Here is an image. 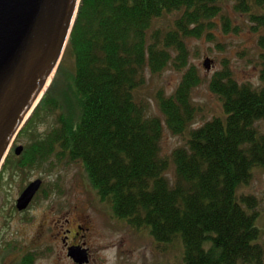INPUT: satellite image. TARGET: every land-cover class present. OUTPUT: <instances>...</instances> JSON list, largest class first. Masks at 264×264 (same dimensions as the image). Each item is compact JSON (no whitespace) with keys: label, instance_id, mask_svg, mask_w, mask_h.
I'll return each mask as SVG.
<instances>
[{"label":"trees","instance_id":"trees-1","mask_svg":"<svg viewBox=\"0 0 264 264\" xmlns=\"http://www.w3.org/2000/svg\"><path fill=\"white\" fill-rule=\"evenodd\" d=\"M228 1L264 24V0H81L65 49L74 66L61 60L17 136L30 141L10 169L79 162L116 217L148 227L158 242L180 234L183 264H264L258 198L239 193L253 168L264 166V129L257 123L264 120V63L255 85L239 81L223 59L208 81L223 113L193 126L201 109L193 92L205 78L190 61V41L210 37L218 14L228 24ZM167 14L173 21L157 24ZM167 68L181 77L172 92L156 93L163 120L147 114L136 92L149 72ZM165 124L173 134L188 131L170 155L161 153ZM171 163L174 177L166 173ZM36 257L28 251L15 264H35Z\"/></svg>","mask_w":264,"mask_h":264},{"label":"rangeland","instance_id":"rangeland-1","mask_svg":"<svg viewBox=\"0 0 264 264\" xmlns=\"http://www.w3.org/2000/svg\"><path fill=\"white\" fill-rule=\"evenodd\" d=\"M224 6L223 14L228 24H223L224 17L218 14L214 17L215 24L210 29V37L203 34L190 41V61L199 65L205 78L193 92L194 100L201 105L193 126L223 113L220 99L208 85L211 74L222 65L223 59L228 60L239 81L255 85L259 83V72L264 63V44L260 43L264 24H259L248 12L237 10L232 1L224 3ZM256 10L254 8L253 11ZM173 19V14H167L156 22L168 26ZM64 53L62 63L71 70L74 57L70 52ZM206 56L213 60L210 69H206L202 63ZM180 77L181 72L174 68L147 74L146 82L138 88L136 95L147 101L148 115H157L164 120L156 93L159 90L172 92ZM51 121L49 118L40 123L39 130L47 129ZM257 123L264 129V120ZM187 135L188 131L173 134L165 124L161 153L170 155L175 147L185 142ZM29 141L27 135H20L15 144L25 146ZM14 147L11 149L13 154ZM11 152L8 166L0 173V264H15L28 251L37 252L35 264H75L67 254L61 235L62 229L66 227L74 230L79 215L85 217L80 222L86 225L88 221L90 227L87 241L92 248V258L85 264H183L180 234L170 242H158L148 227L136 228L116 217L110 202L101 201L79 162H56L51 169L12 171L10 164L21 153L12 155ZM174 171V164L171 163L166 173L174 177ZM35 178L42 179L40 189L26 209L18 210L16 200L19 194ZM239 193H251L258 198L256 223L261 230L258 240L262 241L264 166L253 168L252 179L239 188ZM66 218H70L68 223Z\"/></svg>","mask_w":264,"mask_h":264},{"label":"water","instance_id":"water-1","mask_svg":"<svg viewBox=\"0 0 264 264\" xmlns=\"http://www.w3.org/2000/svg\"><path fill=\"white\" fill-rule=\"evenodd\" d=\"M81 0H0V169L17 136L47 90L65 52ZM206 56L203 65L210 69ZM42 185L31 180L16 200L26 209ZM78 264L89 262L88 247L70 245Z\"/></svg>","mask_w":264,"mask_h":264},{"label":"flooded vegetation","instance_id":"flooded-vegetation-1","mask_svg":"<svg viewBox=\"0 0 264 264\" xmlns=\"http://www.w3.org/2000/svg\"><path fill=\"white\" fill-rule=\"evenodd\" d=\"M100 197V196H99ZM101 201H105L102 200ZM85 217L84 216H78L77 217V221L74 223V230L71 227H66L64 229H62V235H61V241L64 244V247L67 248L70 245H83L85 247H88L89 250V257L91 261L92 258V248L88 243V230L90 229L89 227V222H86V225H83L80 221L84 220ZM70 221V218H66V223H68ZM75 264H78L75 262Z\"/></svg>","mask_w":264,"mask_h":264},{"label":"bare ground","instance_id":"bare-ground-1","mask_svg":"<svg viewBox=\"0 0 264 264\" xmlns=\"http://www.w3.org/2000/svg\"><path fill=\"white\" fill-rule=\"evenodd\" d=\"M46 92V91H45Z\"/></svg>","mask_w":264,"mask_h":264}]
</instances>
